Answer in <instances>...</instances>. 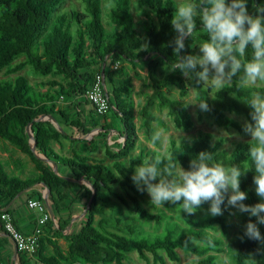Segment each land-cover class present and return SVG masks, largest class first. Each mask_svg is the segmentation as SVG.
I'll return each instance as SVG.
<instances>
[{"label": "trees", "instance_id": "16d2710c", "mask_svg": "<svg viewBox=\"0 0 264 264\" xmlns=\"http://www.w3.org/2000/svg\"><path fill=\"white\" fill-rule=\"evenodd\" d=\"M79 1L80 10L59 11L67 0H0V71L4 70L6 76L15 74L0 79V139L26 154L35 169L34 175L22 178L9 174L0 160V203L15 199L19 193L36 184L45 186L48 194L43 197L37 192L30 197L41 200L56 214L70 209L68 192L74 195L75 200L83 202L85 212L81 225L66 235V247L57 240L44 238L43 241V233H40L33 254L38 256L40 264H126L129 253L133 251L153 264H165L166 260H180L178 250L194 255L193 264H226L219 254L225 252L222 236L229 237L232 227L228 216L233 208L227 204V196L221 206L223 214L219 216L204 213L201 205L194 213L188 214L183 212L181 205L171 203L181 223L167 222L160 234L143 233L140 221L133 217L135 214L156 225L163 223L166 215L144 205L152 203L145 199L146 191L137 190L131 176L135 167L145 160L151 163L159 158L161 171L175 165L176 174L168 179L178 181L180 168L190 170V162L200 152H209L213 160L208 163L224 167L235 165L243 171L240 190L248 197L243 203L255 205L264 201L254 190L256 173L250 167V141H238L230 149H225L223 137H214L210 132L199 130L190 142H177L170 138L166 153L141 143L137 154L127 159L135 147L137 135L132 111L133 82L126 69L141 63L147 70L151 92H143L146 102L141 115L146 137L158 146V140H153L156 136L153 121L157 117L149 109L154 103L161 110L166 109L176 128L188 131L193 120L184 98L191 86L197 105L204 101L209 108L202 111L198 106V109L211 117L214 124L225 129L242 130L240 121L228 114L234 113L252 123V109L246 100L251 99L255 92L264 96V82L260 86L241 85V69L230 84L213 90L204 82L197 83L195 74L201 70L199 66L189 76L183 75L179 69L171 70L179 59L195 56L191 42L193 35L206 41L209 39L197 16L195 30L184 39L185 48L179 54L173 51L177 36L171 24L177 8L174 0H137L140 14L146 17L143 33L135 23L131 0H112L113 6L107 12V22L112 25L110 29H106L102 22L101 0ZM191 2L199 6L201 0ZM246 5L248 14L255 17L262 14L264 0H246ZM237 58L242 62L250 60L251 48L246 50L244 57L237 55ZM114 64H117L116 68ZM25 67L35 76H53L43 81L51 90L36 89L25 76L17 74ZM102 70L108 110L98 114L92 107L88 113L90 126L82 121L80 112H75L70 119L67 110L57 105L58 99H67L75 106L73 109H78L79 104L86 101L84 95L96 74ZM172 87L178 90V96L170 95ZM109 114L112 117L106 116ZM45 116L48 117L43 118ZM100 116H103L102 120H99ZM52 120L62 121L71 129H79L82 140L76 141L72 134L55 128ZM97 126L105 131L114 130L123 138L116 148L105 147L112 157L110 163L92 160L83 151L84 148L89 151L97 148L95 140L88 143L83 139L90 128ZM31 138L35 141L34 150ZM63 139L71 143L81 142V147L75 145L69 153H59L50 143L57 142L63 147ZM49 161L63 166L69 175L54 171ZM124 211L129 213L126 218ZM2 212H8V209L0 205V214ZM239 214L244 226L249 220L256 223L255 217ZM68 222V219L58 218L57 228H54L50 217L46 223L54 228L57 236H61ZM257 227L264 237V224H257ZM218 230L222 236L213 233ZM41 244L44 248L49 245L50 252H41ZM231 246L230 257L235 264H248L251 255L261 258V264H264V243L248 239L244 236V228ZM0 264H7L1 251Z\"/></svg>", "mask_w": 264, "mask_h": 264}, {"label": "clouds", "instance_id": "9594fccd", "mask_svg": "<svg viewBox=\"0 0 264 264\" xmlns=\"http://www.w3.org/2000/svg\"><path fill=\"white\" fill-rule=\"evenodd\" d=\"M255 17L248 14L246 0H201L199 6L192 2L181 3L171 20L177 36L173 51L177 54L185 48L184 39L190 37L196 28L198 16L209 39L200 44L202 56H185L175 63L171 70L179 69L189 76L197 66L201 69L195 74L197 83L210 81L213 86L223 89L232 78L243 70L241 85H256L264 82V9ZM251 48L252 58L242 62ZM227 70V71H226ZM251 107L252 123H245L244 131L250 135L248 149L250 167L254 168L253 184L255 193L264 201V96L255 92L246 100ZM199 108L208 111V105L201 101ZM158 136H154L153 140ZM213 160L212 153L200 152L190 162V170H179V180L173 177L175 165H169L161 171L159 158L155 162L145 160L134 169L131 176L138 191H146L151 203L157 206L164 202L181 205L183 212L192 214L204 202L209 203L208 214H223L222 205L227 196V204L240 213H247L256 218L244 226V236L250 240L264 243V237L257 224H264V202L255 205L243 203L248 197L240 190V177L243 171L235 165L224 167L221 164L208 163ZM249 167V168H250ZM248 168V169H249ZM247 169V170H248ZM158 177L160 178L157 181Z\"/></svg>", "mask_w": 264, "mask_h": 264}, {"label": "rangeland", "instance_id": "374dc122", "mask_svg": "<svg viewBox=\"0 0 264 264\" xmlns=\"http://www.w3.org/2000/svg\"><path fill=\"white\" fill-rule=\"evenodd\" d=\"M177 4V6L181 3L191 2V0H174ZM132 4V14L134 16L135 23L141 33H143V25L146 23V17L140 14L139 7L137 5V0H131ZM113 6L112 0H101V7H102V22L106 29L112 28V25H110L107 22V12L108 10ZM73 8L81 9V2L79 0H67V2L59 8V11H66ZM192 45L195 47V56H202V53L199 50L200 44L206 42V40H203L198 35H193L191 37ZM132 78L133 82V92H132V98H133V113L135 116V122H136V143L134 149L127 155V159H130V157H133L137 154L138 149L141 145V143L146 144L149 148H155L162 153H166L167 147L169 146V140L170 138H174L177 140V142H180L181 140H185L190 142L193 137L196 136L197 132L199 130L210 132L214 135V137H223L225 139V142L223 144V148L230 149L235 142L238 141H251L250 135H248L244 131V125L248 121H246L243 117L236 115L234 113H229L228 115L238 119L241 123L242 130H236V129H225L223 127H219L218 125L214 124L212 121V118L205 115L202 111L198 109L196 97H195V91L194 88L189 86L188 87V94L184 98L187 104V110L191 114V118L193 120V126L188 131H183L178 128H176L169 117V115L166 112V109L161 110L156 103H154L149 109L150 112L153 113L157 119L153 121V125L155 128V135L158 136L157 140L159 143V146L157 144H154L152 140H149L146 137V133L144 131V125H143V117L141 115V109L144 106L146 100L143 96V92H151V87L149 86V80L147 75V70L145 66L141 63H137L135 67H127L126 69ZM4 70L0 71V79L5 77H13L15 74L5 75ZM17 74H22L25 76L30 83L35 87L36 89H42V90H51V88L48 87V85H44L43 81L44 79H51L53 76L48 77H40L33 75L28 67H25L21 71H19ZM205 84L212 87V89H216L215 86L211 84L210 81H205ZM263 82H257L255 86L262 85ZM170 95L173 97L178 96V90L174 87L170 89ZM57 105L62 108L66 109L67 112L70 115V119L73 118L74 114H72V111L74 110L72 107H75L74 105L70 104V101L67 99H64L60 97L58 99ZM75 105L77 103L75 102ZM70 109V110H69ZM76 109V108H75ZM108 117H112L110 114L106 115ZM48 116H45L44 118H47ZM99 120H102L103 116L98 117ZM54 123V122H53ZM55 127L58 128V124L54 123ZM64 124V122H62ZM107 131V130H106ZM105 130H103L100 126L90 128L89 133H87L83 139L86 141L95 140L97 143V148L94 150H87L86 148L83 149L84 152H87L88 155H90V158L93 160H99L102 163H110L112 161V157H110L105 147H112L116 148L118 143H121L123 140L122 137H120L117 133L110 130L106 133ZM30 132V130H29ZM31 133V132H30ZM72 135L75 136L74 139L76 141L82 140V133L79 129L74 128L72 131ZM105 135V138H104ZM79 136V137H78ZM31 143L33 141V138L30 139ZM51 146L59 153H69L70 148H72L75 145H78L81 147V142L71 143L68 139H63V147H60L57 142H51ZM0 160L2 161L5 170L9 174H15L22 178L30 175L35 174V169L33 167L32 162L30 161L29 157L20 152L19 150L15 149L13 146H11L9 143L2 141L0 139ZM90 162H92L90 160ZM57 169H58V165ZM60 169V168H59ZM35 186V185H34ZM33 186V187H34ZM25 192L19 193L16 197L18 202H22L25 197ZM145 199L147 201L151 202V197L146 192ZM146 207L151 209L152 211H161L166 215L165 221L161 223L160 225H156L152 221H146L145 219H142L138 217L136 214L133 216L137 218L141 223V230L143 233H162L164 231V226L167 222L171 223V221H177L178 223H181V221L177 217V212L175 207L169 203H163V205L157 206L155 204H146L144 203ZM154 205V206H153ZM203 212L208 213L209 203L204 202L201 204ZM157 208V209H155ZM233 208V207H232ZM85 210V209H84ZM125 218L129 216V213L124 211ZM228 219L232 222V227L230 229V235L229 237H224L221 234V231H215L217 236H222L224 242H225V252L219 254V257H221L226 264H235L231 257L230 252L232 249L231 242L234 241L239 237V234L241 230L244 228V224L241 220V216L237 209L233 208L232 214L228 216ZM178 253L180 255V260L175 261H169L166 260L165 264H193L196 257L192 254H185L181 250H178ZM262 259L258 258L255 255H251V261L248 264H261ZM126 264H153L151 260L146 261L142 258H140L137 254V252L133 251L129 253V258L125 261Z\"/></svg>", "mask_w": 264, "mask_h": 264}, {"label": "crops", "instance_id": "0c3cea01", "mask_svg": "<svg viewBox=\"0 0 264 264\" xmlns=\"http://www.w3.org/2000/svg\"><path fill=\"white\" fill-rule=\"evenodd\" d=\"M90 111H92V106L88 104L86 101H84L79 104L78 109L76 110L74 109L72 111V114H75V112H80L83 117L82 121L85 123L86 126H90L89 118H88V113ZM95 117L97 118V115ZM52 121L59 125L57 129H60L65 133L72 134V131L74 129H71L70 126L62 124V121H55V120ZM54 123L53 126L55 127ZM55 171L58 172L59 174L69 175V172L63 166H59L58 169L56 168ZM81 183L84 182L82 181ZM75 191L76 192L78 191V187L75 188ZM37 192L41 193L43 197H46L48 194V190L46 189L45 186H43L42 184H36L34 187H31L26 190L25 197L21 203L16 201L17 198L10 200L9 202L6 203H2V204L0 203L3 209L6 208L8 209V213L11 215L12 220L16 225V227L20 231L26 234H29L33 231L36 225L37 218H39L42 215L40 211L36 209L31 210L26 205V199L31 198L30 195ZM74 194H79V193H74ZM67 203H70L69 204L70 209L64 210L60 214H56L53 209L49 208V206L47 207V211L50 213L52 217V223L54 228H57L58 218L65 220L68 219L69 222L61 231L62 233L61 236H57V234L54 232V228H51L46 223L42 229L43 234L41 238H43V241L44 238L57 240L62 247H66V240H65L66 235L72 231H76L80 227L82 217L84 214L83 202L75 200L74 195L68 192ZM40 248H41V252L44 251L46 253L50 252L51 250L49 245H46L44 248V246L41 244ZM0 251L2 253L4 261L7 264H40L37 255L36 256L27 255L16 249L14 241L3 231L1 224H0Z\"/></svg>", "mask_w": 264, "mask_h": 264}, {"label": "built area", "instance_id": "2783aa9c", "mask_svg": "<svg viewBox=\"0 0 264 264\" xmlns=\"http://www.w3.org/2000/svg\"><path fill=\"white\" fill-rule=\"evenodd\" d=\"M113 67L116 68L117 64H114ZM84 98L98 114H104L108 110V94L102 73L96 74L94 81L86 91ZM26 205L29 209H36L42 214L37 218L36 225L31 233L26 234L20 231L14 224L12 217L8 212H2L0 214V224L3 231L14 241L18 251L27 255H33L36 251L38 237L51 215L47 211L44 203L39 199L27 198Z\"/></svg>", "mask_w": 264, "mask_h": 264}, {"label": "water", "instance_id": "95a60500", "mask_svg": "<svg viewBox=\"0 0 264 264\" xmlns=\"http://www.w3.org/2000/svg\"><path fill=\"white\" fill-rule=\"evenodd\" d=\"M102 75H103V77H104V71L102 70ZM44 118V117H43ZM30 135H31V133H29ZM126 135V134H125ZM31 148H32V150H34L35 149V141H34V139H33V141H32V145H31ZM49 163H51L52 165H53V169H54V171L56 170V168H57V166H56V164H54L52 161H49ZM91 200H92V195H91V197H90V199H89V202H91ZM45 201H46V198H45ZM47 203V202H46ZM50 211V210H49ZM84 212H85V210H84ZM16 246V245H15Z\"/></svg>", "mask_w": 264, "mask_h": 264}]
</instances>
